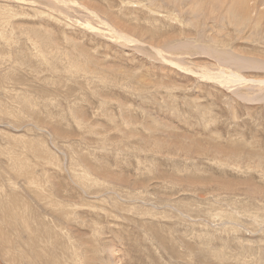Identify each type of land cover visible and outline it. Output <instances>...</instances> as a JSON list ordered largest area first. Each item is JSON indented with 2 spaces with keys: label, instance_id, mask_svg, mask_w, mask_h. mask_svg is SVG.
Returning a JSON list of instances; mask_svg holds the SVG:
<instances>
[{
  "label": "rangeland",
  "instance_id": "obj_1",
  "mask_svg": "<svg viewBox=\"0 0 264 264\" xmlns=\"http://www.w3.org/2000/svg\"><path fill=\"white\" fill-rule=\"evenodd\" d=\"M149 1L0 0V264H264V37Z\"/></svg>",
  "mask_w": 264,
  "mask_h": 264
},
{
  "label": "bare ground",
  "instance_id": "obj_2",
  "mask_svg": "<svg viewBox=\"0 0 264 264\" xmlns=\"http://www.w3.org/2000/svg\"><path fill=\"white\" fill-rule=\"evenodd\" d=\"M82 1L83 2H79L80 4H82V6L91 5L90 3L84 2V0H82ZM149 2L151 5L157 4V6H159V8L162 10L163 9L165 11L167 10L166 12H169L171 14V16H173V17H171V20L176 21L177 23L189 24L190 25L189 36H193V34H195L198 31V29L202 28L203 29L202 34L204 35L202 37H206V39H208V41H211V43H213V44H214V42L219 43V46L220 47L223 46V48H224V46H226V48L231 47L232 43L237 39L238 40L239 39H253L255 36L264 37V0H150ZM165 4H166V7L164 6ZM99 11L104 12L102 9H99ZM101 14H103V13H101ZM104 15L106 17H108L110 21L115 23V25L118 26V24H120L119 23L120 20L116 19L111 12L105 11ZM168 19H169V17H168ZM159 21L161 22V20H159ZM121 24H124V23H121ZM194 29H195V32H193ZM191 30H192V33H191ZM127 32L131 33L133 36L135 35L137 37H141L142 39H143V37H147L150 39V40L148 39L149 41H151L150 43L153 42L152 41L153 40L152 35L146 36L147 35L146 33H144L143 31H140L138 28H135L133 26L131 28H127ZM202 34H200V35H202ZM233 36H235V38L230 39ZM77 66H80V65H77ZM76 71H78V67H77ZM232 76L237 77V75H235V74H233ZM229 78L225 79V80H220V81L218 80V82L220 84H223V85L224 84L228 85L231 82L235 81V80H232L231 78L230 79ZM237 78L239 80V77H237ZM7 216L5 219L8 221ZM67 216H68V214H67ZM5 219H3V221H5ZM17 219H19V218L17 217ZM17 219L15 222H18ZM27 222H29V220ZM27 222H25V224ZM2 223H4V222H2ZM20 224H22V223H20ZM35 226H37V225H35V223H34V226L29 225L30 231L29 232L27 231V233L30 236V238L28 237V243H30L31 241L36 239L37 233L40 234L42 236V238L43 237L45 238L47 235L46 231H48V230L45 229L43 231H40L41 233H39V229L36 228ZM27 227L28 226H26V228ZM54 233H56V232H54V229L49 232L50 236L47 238L48 239L47 242H46V240H43L44 241L43 246H45V244H44L45 242H46V244H49L48 241L50 240V237H52L51 235ZM1 239H3V238H1ZM15 241H16L15 239L14 240L13 239H7V242H10L9 248L14 250V256H11V254H10V253H12L11 249L8 250L9 253L7 251H5L6 252L5 255H8V256L10 255L8 258L9 261L12 260V257L19 259L20 256L18 254H15V252L16 253L18 252L21 256H23V260L18 262L20 264H23V263L24 264H37L39 262L49 263V261L51 260L50 256H48L47 254H45L42 251L40 254L35 253L31 259H29V258L25 259L23 253H21L22 251H20V247L18 245L17 246L14 245ZM49 246H51V244ZM23 247H24V245H23ZM24 248H26V247H24ZM34 250H37V249H35L33 244H32L30 252H33ZM217 256L221 257V254L218 253ZM24 260H26V263L24 262ZM11 264H15V263H11Z\"/></svg>",
  "mask_w": 264,
  "mask_h": 264
}]
</instances>
